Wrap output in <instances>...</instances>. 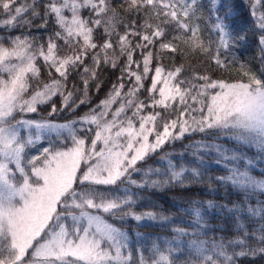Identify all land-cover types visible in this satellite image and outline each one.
I'll return each mask as SVG.
<instances>
[{"label": "snow or ice", "instance_id": "snow-or-ice-1", "mask_svg": "<svg viewBox=\"0 0 264 264\" xmlns=\"http://www.w3.org/2000/svg\"><path fill=\"white\" fill-rule=\"evenodd\" d=\"M243 8L0 0V264H264V0Z\"/></svg>", "mask_w": 264, "mask_h": 264}, {"label": "trees", "instance_id": "trees-1", "mask_svg": "<svg viewBox=\"0 0 264 264\" xmlns=\"http://www.w3.org/2000/svg\"><path fill=\"white\" fill-rule=\"evenodd\" d=\"M240 3L244 5V8L242 9V11L246 14L247 13V0H240ZM249 22L251 21V17H248ZM249 36H248V43L246 45V47L244 48H237L235 50V56L237 57V60L239 62L244 63L247 66H250L252 68L253 71H255L257 74H261L262 72V66L259 62V58L261 56V52L259 49V37L258 35H255V29L251 26V24L249 23ZM207 32L205 33V37L207 38ZM209 63V67H208V71L210 74H212L215 78H222L225 80H230V81H236L241 79V75L240 72L237 68L235 67H230L229 71H222L219 69H216V66ZM102 79H103V86L101 89V93L92 95V101L93 103H98L99 99L103 98V94L111 87V84L113 82H115V75H113L111 73V71L106 72L102 75ZM246 79V78H244ZM83 107V106H82ZM79 112V110H77ZM46 115V114H44ZM76 114L74 113H67V114H62V120L61 122H63V120H69L74 118ZM187 141H185L186 143ZM167 147V146H166ZM176 147L177 149L180 148V142L176 143ZM250 155H254V153H250ZM258 175V173H255ZM194 191H198V189H194ZM223 195V193L221 194ZM193 198H197V199H202V200H206V199H210L211 197L208 196H199V197H193ZM235 198V197H233ZM219 202L223 203V200H220ZM146 232H151L152 230H145ZM159 235H165V233H157Z\"/></svg>", "mask_w": 264, "mask_h": 264}]
</instances>
